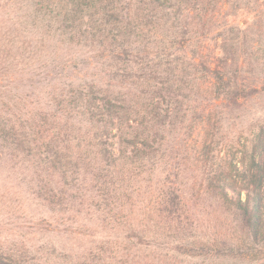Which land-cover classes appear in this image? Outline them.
Returning a JSON list of instances; mask_svg holds the SVG:
<instances>
[{
  "label": "trees",
  "instance_id": "16d2710c",
  "mask_svg": "<svg viewBox=\"0 0 264 264\" xmlns=\"http://www.w3.org/2000/svg\"><path fill=\"white\" fill-rule=\"evenodd\" d=\"M0 264H264V0H0Z\"/></svg>",
  "mask_w": 264,
  "mask_h": 264
},
{
  "label": "rangeland",
  "instance_id": "374dc122",
  "mask_svg": "<svg viewBox=\"0 0 264 264\" xmlns=\"http://www.w3.org/2000/svg\"><path fill=\"white\" fill-rule=\"evenodd\" d=\"M34 238V237H33ZM29 237H26V243L27 244H30L31 242H33L34 240H32V239H30ZM35 239V241H36V238H34ZM19 240V237L18 236H16L15 235V242L17 243V241ZM46 241H47V244L48 245H53V244H55V247H57L59 244H61L60 243V238L59 237H56V238H52V239H46ZM61 246H59L58 248H60ZM56 261L58 262H61L62 260L60 259V258H58V259H56Z\"/></svg>",
  "mask_w": 264,
  "mask_h": 264
}]
</instances>
